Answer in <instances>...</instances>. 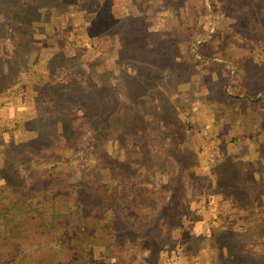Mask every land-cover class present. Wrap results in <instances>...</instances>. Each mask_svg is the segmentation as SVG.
<instances>
[{
  "label": "rangeland",
  "instance_id": "374dc122",
  "mask_svg": "<svg viewBox=\"0 0 264 264\" xmlns=\"http://www.w3.org/2000/svg\"><path fill=\"white\" fill-rule=\"evenodd\" d=\"M202 5L0 0V161L34 173L7 134L75 116L81 139L33 171L65 169L135 209L147 241H116L105 264H264V0H205L204 58Z\"/></svg>",
  "mask_w": 264,
  "mask_h": 264
},
{
  "label": "trees",
  "instance_id": "16d2710c",
  "mask_svg": "<svg viewBox=\"0 0 264 264\" xmlns=\"http://www.w3.org/2000/svg\"><path fill=\"white\" fill-rule=\"evenodd\" d=\"M202 3L205 14L194 19L192 28L193 24L202 26L197 31L195 40H201L209 34L200 49L195 51L196 55L204 58L205 50L209 49L208 45L215 38V32L210 34L211 30L205 28V24L211 29L212 25L208 21L205 0ZM24 17L28 18L27 13H24ZM68 96L72 98L71 94ZM72 99L74 100L71 102L75 104L77 98ZM63 117L54 119L44 133L37 132L36 136L23 141H17L12 132L7 134L9 143L24 150V164L35 174H24L23 169L15 167L14 161L9 164L4 159L0 161V264H105L103 256L110 255L116 246L119 247L115 244L116 241L123 239L126 242L132 236L143 244L147 241V238L139 237L135 227L129 225L133 219L139 220L140 216L127 202L121 203L115 197H111L109 201L93 199L94 187L90 186L89 180L85 181L80 175H76L78 179H74L75 182L72 183L74 175L67 173L65 169L51 173L33 171L32 165L42 166L33 160L41 151H46L45 154L50 157H59L66 153L67 148L64 146L73 145L81 139L79 132L71 131L73 127H77L75 116L69 118L71 122L64 120L61 125ZM64 125L68 127L62 128ZM52 143L54 144L48 147ZM24 164L21 165L24 167ZM1 169H8L10 172L3 173ZM54 169H57L56 165ZM75 185L80 189L76 194ZM109 202L115 207H111ZM127 210H130L129 214ZM152 217L157 222L161 221L159 213L142 217L140 223L151 220ZM151 229L156 232L155 237L159 236L156 231L158 227L153 226ZM261 231L264 233V228ZM143 233L149 234V231ZM120 235L121 238L118 237ZM55 247L57 250L52 251ZM95 247L102 253L101 258L95 256Z\"/></svg>",
  "mask_w": 264,
  "mask_h": 264
}]
</instances>
